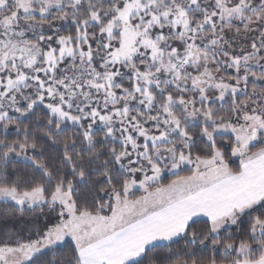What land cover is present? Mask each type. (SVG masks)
Instances as JSON below:
<instances>
[{
    "label": "snow or ice",
    "instance_id": "6c2138e0",
    "mask_svg": "<svg viewBox=\"0 0 264 264\" xmlns=\"http://www.w3.org/2000/svg\"><path fill=\"white\" fill-rule=\"evenodd\" d=\"M0 264H264V0H0Z\"/></svg>",
    "mask_w": 264,
    "mask_h": 264
}]
</instances>
